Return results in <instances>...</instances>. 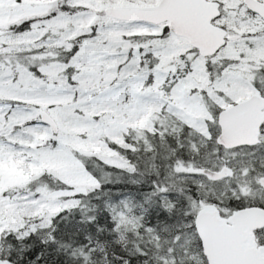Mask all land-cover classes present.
Here are the masks:
<instances>
[{
    "label": "snow or ice",
    "instance_id": "obj_1",
    "mask_svg": "<svg viewBox=\"0 0 264 264\" xmlns=\"http://www.w3.org/2000/svg\"><path fill=\"white\" fill-rule=\"evenodd\" d=\"M0 264H264V0H0Z\"/></svg>",
    "mask_w": 264,
    "mask_h": 264
}]
</instances>
